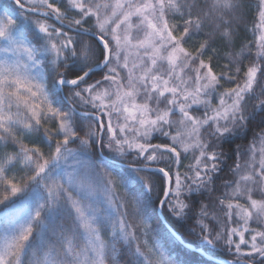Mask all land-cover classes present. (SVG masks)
<instances>
[{
    "label": "snow or ice",
    "instance_id": "obj_1",
    "mask_svg": "<svg viewBox=\"0 0 264 264\" xmlns=\"http://www.w3.org/2000/svg\"><path fill=\"white\" fill-rule=\"evenodd\" d=\"M161 217L264 264V0H0V264H187Z\"/></svg>",
    "mask_w": 264,
    "mask_h": 264
},
{
    "label": "trees",
    "instance_id": "obj_2",
    "mask_svg": "<svg viewBox=\"0 0 264 264\" xmlns=\"http://www.w3.org/2000/svg\"><path fill=\"white\" fill-rule=\"evenodd\" d=\"M253 11H254V9H253ZM251 38L252 37L249 34L248 39H251ZM167 223L172 227V229H174L176 231V228L178 226L174 227V225L169 221H167ZM157 228L159 231H161L163 233H172L161 218H160L159 224L157 225ZM178 237H177V241L180 245L179 254L181 256V259L186 260L187 264H198V261L200 259V251H198V250H201L200 240L197 239L194 235L188 234L187 232H185L183 237H181L180 234L178 233ZM187 245H189V246H187ZM192 253H195V255H192ZM214 259L220 260V262L217 261L218 264H224V261L219 256L214 257Z\"/></svg>",
    "mask_w": 264,
    "mask_h": 264
},
{
    "label": "water",
    "instance_id": "obj_3",
    "mask_svg": "<svg viewBox=\"0 0 264 264\" xmlns=\"http://www.w3.org/2000/svg\"><path fill=\"white\" fill-rule=\"evenodd\" d=\"M161 219L163 220V222L166 224V226L169 228V230L174 234V235H176V237H178V233L174 230V229H172V227L167 223V221L166 220H164L163 219V217H161ZM179 238V237H178ZM187 246H189V245H187ZM198 251H201V250H198ZM218 262H220V260L219 259H216Z\"/></svg>",
    "mask_w": 264,
    "mask_h": 264
}]
</instances>
